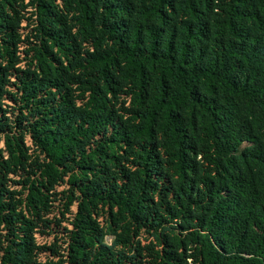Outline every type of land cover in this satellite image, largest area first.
I'll list each match as a JSON object with an SVG mask.
<instances>
[{
  "label": "trees",
  "instance_id": "16d2710c",
  "mask_svg": "<svg viewBox=\"0 0 264 264\" xmlns=\"http://www.w3.org/2000/svg\"><path fill=\"white\" fill-rule=\"evenodd\" d=\"M0 264H264V0H0Z\"/></svg>",
  "mask_w": 264,
  "mask_h": 264
},
{
  "label": "rangeland",
  "instance_id": "374dc122",
  "mask_svg": "<svg viewBox=\"0 0 264 264\" xmlns=\"http://www.w3.org/2000/svg\"><path fill=\"white\" fill-rule=\"evenodd\" d=\"M105 241H106V243L111 244V242H112V238L107 237V238L105 239Z\"/></svg>",
  "mask_w": 264,
  "mask_h": 264
}]
</instances>
